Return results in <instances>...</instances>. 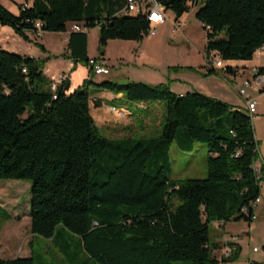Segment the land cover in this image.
<instances>
[{
  "label": "trees",
  "instance_id": "1",
  "mask_svg": "<svg viewBox=\"0 0 264 264\" xmlns=\"http://www.w3.org/2000/svg\"><path fill=\"white\" fill-rule=\"evenodd\" d=\"M198 1L160 0L175 19ZM201 2L194 16L205 30L206 59L214 52L225 62L251 60L264 45V0ZM87 5L84 0H33L29 7L21 4L15 15L0 3V24L25 41H30L26 32L32 33L34 20L48 32H63L68 23L98 26L101 55L108 40L138 41L148 34L144 14L86 17ZM68 49L74 62H85L94 73L86 31H71ZM43 64L0 48V180L29 182L31 233L57 239L62 249L68 247L62 236L70 233L95 264L236 261L237 244L228 257L213 255L210 230L216 221L250 224L261 193L264 157L256 169L257 141L246 110L197 90L177 94L167 83H95L89 76L71 93H66L68 78L52 91ZM205 67L204 76L236 74L230 64L221 72ZM91 85L122 93L129 101L164 102L162 133L103 136L90 113ZM173 140L183 151H191L195 142L207 146L206 177L171 178ZM0 264L35 263L32 255L0 257Z\"/></svg>",
  "mask_w": 264,
  "mask_h": 264
},
{
  "label": "rangeland",
  "instance_id": "2",
  "mask_svg": "<svg viewBox=\"0 0 264 264\" xmlns=\"http://www.w3.org/2000/svg\"><path fill=\"white\" fill-rule=\"evenodd\" d=\"M84 1L89 3L88 8L85 10L86 17L92 15L94 17L99 16L101 19L103 18L102 15L105 14L106 10L104 9V2L102 0ZM201 4V0L195 5L189 4L188 11L180 18V21L183 23L178 29H172V22L167 19L164 23L155 26V34H147L142 40L130 41L123 44H121V42L126 41L117 40L120 43H110L105 47L103 52V55L105 54L104 64L109 69L108 73L91 74L89 72V66L85 62L76 61L75 64L79 66L77 75L80 77L84 76L81 80V84L86 78L91 76L98 80L105 77L106 80L119 83L128 81L144 82L152 85L167 83L173 92L179 90L178 87L180 86H188L191 90H197L191 88L192 85L198 79L204 80L202 77H206L202 74L204 73L203 70L206 71V57L204 52L206 40L205 30L203 25L194 16L195 11ZM166 13L167 17L170 16L171 19H175L174 13L171 10L167 9ZM67 28H70V23L67 24ZM3 32L0 38L5 39L9 44H0V47H3L2 49L9 52L20 50L21 47L14 38H17L19 42H24L25 40L15 32L13 33L14 35L5 29ZM45 36H47V33ZM89 36L90 57L98 60L103 56L100 54L98 45V29L96 35L97 41L94 28L89 30ZM53 37L54 36L49 35V41L53 40ZM31 41L30 39L28 42ZM32 42L34 46L39 47L37 45L38 42ZM51 58L55 59L56 56ZM262 63H264V55L255 53L250 61H237L239 67H236V70H240L243 73L242 76L247 77L255 64ZM59 65L60 63L51 64V66H49V73H54ZM231 65L236 66L234 64ZM218 71L221 72L222 70L218 69ZM198 73L202 77L199 76ZM223 75L224 73L222 75L212 74L207 76L209 78L207 79L206 85L219 92L222 98L237 104L238 107L240 106L241 110H245L242 108L244 107L243 102L234 91L232 84L226 82ZM174 77L190 79L189 81L192 85H188L187 82L173 83L171 78ZM242 79L243 78H238L236 80L237 86L241 84ZM92 81L97 83L93 79ZM98 91L107 92L108 90L92 88L89 90V93L94 94ZM249 92L251 96L255 98L256 102V113L252 116L251 121L257 141L259 157L261 155L264 156V92H254L252 90H249ZM90 100V112L97 118L99 115H102L105 119H110L108 121L112 124H116V126H121V124L126 121L132 124L125 126L127 128L122 134L121 131L119 134H110L102 130L101 126H98L99 132L105 137L118 138L122 137V135L137 138L156 137L162 133V126L160 123L165 115L164 102L162 101H129L127 99L121 101V99H113L104 96L101 98V106L94 107L92 103H95V101L91 98ZM110 106L123 108L126 110L127 115L119 118L114 116L109 110ZM130 113L135 114L133 116ZM131 118H135V121H132ZM209 156L210 153L204 143L195 142L191 151H183L177 146L176 140H173L169 148V159L171 162L169 174L171 178L182 181L188 178L206 177L207 160ZM26 184L30 186L29 182L25 180H0V206H2V208H0V244H6L7 240L12 244L10 238L5 239L2 236L5 235L3 224L6 223L8 227L12 229L10 230L12 231L10 235H16L17 233L21 235L24 240H27L29 250L33 251L35 264H95V261L81 250L78 245L77 237L72 236L70 233L62 236L63 241L68 243L67 249H62L63 247L57 244V239L52 241L51 239L35 235V239L33 241L31 240L30 205L28 202L30 199V190L26 191ZM260 190L262 191V196L256 204L254 212L255 218L252 219L253 225L250 228L248 227V222L244 220H231L226 222L225 227L227 234L225 235H237L243 245V253H246L241 256L240 260L238 258L236 261L227 262V264H242L241 261H246V258L250 256L258 259L264 258V183H260ZM7 213L12 216L11 220H8ZM13 215H15V217H23L17 219L13 217ZM219 228L222 227L218 225V229H216L212 226L210 230V245H215V248L212 249V253L220 259L222 257L221 252L223 248V245H221L222 236L220 234H223L224 231ZM14 230H16V233H14ZM22 246V243H18L15 252L20 253ZM253 247H256L257 251H253ZM172 264L190 263L188 261H173Z\"/></svg>",
  "mask_w": 264,
  "mask_h": 264
},
{
  "label": "crops",
  "instance_id": "3",
  "mask_svg": "<svg viewBox=\"0 0 264 264\" xmlns=\"http://www.w3.org/2000/svg\"><path fill=\"white\" fill-rule=\"evenodd\" d=\"M102 1L104 2V5H103L104 9L106 10L105 14L102 15L103 18L109 13H112V14L118 15V16L125 15V11H124L125 1L124 0H102ZM0 3L5 8H7L10 12H12L15 15H17L19 13V6L21 4L26 5L27 7H29V6L32 5L33 0H0ZM87 4H88L87 5V8H88L89 3H87ZM96 10H98V9H96ZM90 16H92V15H90ZM181 17H179V20H180ZM168 19L171 22L174 20V19H171L170 16H168ZM2 28L0 29V35L1 36L4 33L3 32L4 29L9 31V33H11L12 35H14L13 34L14 31H13V29L10 26L4 25V26H2ZM93 28L95 29V37H96V41H97V36L96 35H97V29H98V34H99V28H98V26H95ZM90 29L91 28L85 30L87 32V56L90 59V61L94 60L93 61L94 64H100V65L106 67V65L104 64L105 54L102 57H100L98 60L96 58L93 59V58L90 57V51H89V46H90L89 30ZM46 33H47V36H45ZM70 33H71V27L70 28H66V30L63 31V32H48V31H45L40 37H34L31 32L27 31L26 32L27 36L32 41H35V42H38L39 44H41L43 46V49H41L40 47L34 46V43L32 41L31 42H28V41H24V42L20 41L19 42L17 40V38H14L15 41L18 42V44L20 45L21 49L17 50V51L16 50L15 51H11V52H15V53L23 55V56L33 57V58L39 59V60H45L44 67H43L44 74L49 78L50 81L54 80L55 78H57L60 75H65L66 78L69 79V89L67 90L66 93H71L76 87H78L81 84V80L84 78V76L80 77V76L77 75V70L79 69V66L75 64V62H74V60L72 58L69 57L68 42H69ZM49 35L54 36L53 40L49 41V39H48ZM117 40H120V39L108 40L106 47L110 43H120ZM120 41H126V42H121V44H123V43H128L130 41H135V40H120ZM0 44H9V43L5 39H1L0 38ZM0 48H3V47H0ZM58 55H59V57H58ZM258 55H264V50H263V52L261 54H258ZM53 56H56V58L55 59L51 58ZM53 63H56V64L60 63V65L54 71V73L50 74L49 73V66H51V64H53ZM226 63L227 64H234V65H236L235 67H239L237 65V61L228 60ZM263 65H264V63L255 64L254 67L263 66ZM73 69H75V70H73ZM108 72H109V69H108ZM203 72H205V70H203ZM242 74L240 73V70L239 71L237 70L234 80L228 78V76H226V73H224V75H223V77L225 78L226 82L232 84V87H233L234 91L236 92V94H237V89H236L237 88V85H236L237 83H236V80L238 78H243ZM198 75L201 76L199 73H198ZM88 76H89V73H88ZM202 78L204 80H199L198 79L193 85L189 81L190 79H183V78L181 79V78H175V77L171 78V79H172L173 83L174 82L175 83H178V82L185 83V82H187L188 85H190V84L192 85L191 88H195V89L199 90L200 92L205 93V94H207L209 96L221 99V100H223V101H225V102H227V103H229L231 105L238 106L237 104H235L233 102H230L227 99L222 98L220 96V93L217 92L215 89H212L211 87H208L206 85V83H207V79L209 77L206 76V77H202ZM92 79L95 80L97 83H99V82H101L103 80H106L105 77L104 78L102 77L99 80L95 79L93 77H92ZM92 88H94V87L90 86L89 90L92 89ZM178 89L179 90L175 91V93H177V94H184L186 92L193 91V90L189 89L188 86H180V87H178ZM104 96H106L108 98H113V99H115V98L116 99H121V101L126 99L124 96H122V93H115V92H112V91H107V92H104V91H100L99 92L98 91L97 93L91 94L90 98L93 99L95 102L99 103L100 106H101V104H102L101 98H103ZM92 105L94 106V103H92ZM90 106H91V101H90ZM255 113H256V111H255ZM134 114L135 113H133L131 115L134 116ZM91 115L93 116L96 125L99 126V127L101 126L102 130H104V131H106V132H108L110 134H119L120 131H121V134H122L124 132V130H126V128H127L125 126L132 125L131 122H127L126 121V122H123V123L121 122L122 123L121 126H119V125L116 126V124H112V123H110L108 121L110 119H105L102 115H99L98 118L95 115H93L92 113H91ZM131 120L135 121V118H131ZM122 136H124V135H122ZM262 157H264V156H262V155L259 156V158L255 161L254 166H255L256 169H258L260 167V162H261ZM261 183H264V182H261ZM26 187H27L26 191H29V186L27 184H26ZM260 192H261L260 193V197H261L262 196V191L260 190ZM28 202H29V200H28ZM0 208H2V206H0ZM255 209H256V206L254 208V212H255ZM7 216L9 218L8 220L12 219V216L9 215L8 213H7ZM13 217H15V215H13ZM22 217L23 216L15 217V218L21 219ZM27 217H28V215H27ZM218 225H220L222 227V228H219V229H223V231H224L223 234L222 233L220 234L222 236L221 237L222 238V244L221 245H223L226 241H229L233 246H234V244L239 245L240 248H241V252H240V255H239V260H240L241 256L243 254H246V253H243L244 250H243V245L241 243V240L238 239L237 235H230V236L229 235H225V234H227L226 233L227 232L226 231V227H225L226 226V222L216 221V222H214L212 224V226L214 228H216V229H218ZM252 225H253V221L250 224H248V227L250 228ZM3 227L5 228V232H4L5 235H2V236L5 239L10 238L12 240L11 241L12 244L9 242V240H7L6 244L5 243L0 244V257L1 258L30 257V256L33 255V251L29 250V248H28L27 240H24L23 237H21V235L17 234L16 230H14L15 231L14 233H16V235H14V234L10 235L11 232H12L10 230H12V229H11V227H8V225L6 223L3 224ZM9 236H11V237H9ZM35 237L36 236L32 233L31 234V240L33 241L35 239ZM18 243H22V245H23L22 249L20 250V253H16L15 252ZM234 248H235V246H234ZM253 248H252V250H253ZM253 251H257V250H253ZM252 260L264 262V258L258 259V258L250 256V257L246 258V261L245 260L241 261V263L242 264H247L249 261H252ZM219 264H227V263L220 262Z\"/></svg>",
  "mask_w": 264,
  "mask_h": 264
},
{
  "label": "built area",
  "instance_id": "4",
  "mask_svg": "<svg viewBox=\"0 0 264 264\" xmlns=\"http://www.w3.org/2000/svg\"><path fill=\"white\" fill-rule=\"evenodd\" d=\"M124 1H125L124 4L125 14L128 15L144 14L146 16L147 20L150 22V29L148 30V34L151 35L155 34L156 32L155 26L164 23L168 19L166 15V9L164 5L160 2V0H124ZM182 23L183 22L180 21L179 19H174L172 21V29H178L182 25ZM33 26H34V30L32 31V34L34 37H40L45 32L43 29V23L40 20H34ZM70 27H71V31H85L87 29L85 26L77 23H72ZM0 29H1V24H0ZM263 50H264V45L256 50V54H261ZM226 64L227 63L224 60H222L220 55L214 52L210 53L209 57L206 59V65L209 67H214L216 69H222V68L224 69ZM93 71L95 74L108 73V68L100 64H94ZM240 73L242 74L241 71ZM226 76L234 80L236 74H226ZM65 78H66L65 75H60L57 78H55L51 82V90L54 91L57 85L60 84V82ZM263 88H264V65L256 66L252 68V70L249 72V75L247 77H243L241 84H239L236 88L237 94L241 98L244 108L247 114L251 116V118L256 111V102H255V98L251 96L249 90H252L254 92H260L262 91ZM52 97L56 98V95L53 94ZM109 110L114 116L118 118L127 115L126 110H124L123 108L110 106ZM259 200H260V196L254 201L253 203L254 208ZM254 218H255V214L252 216V219ZM253 250H257V248L254 247ZM233 251H234V246L229 241H226L223 244L221 255L223 257H228L233 253Z\"/></svg>",
  "mask_w": 264,
  "mask_h": 264
}]
</instances>
